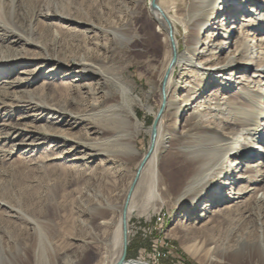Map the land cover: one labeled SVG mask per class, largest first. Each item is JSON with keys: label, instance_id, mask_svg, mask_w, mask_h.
<instances>
[{"label": "rangeland", "instance_id": "rangeland-1", "mask_svg": "<svg viewBox=\"0 0 264 264\" xmlns=\"http://www.w3.org/2000/svg\"><path fill=\"white\" fill-rule=\"evenodd\" d=\"M150 2L145 0V7ZM189 5V0H169L164 7L179 22ZM127 9L137 7L131 0H0V264H110L120 254V247L113 243L119 213L108 207L124 204L126 177L129 171L135 174L141 156L126 165L105 157L84 160L86 153L75 150L66 138H95L89 136V122L71 124L76 121L72 115L86 111L85 99L74 91L84 83L79 80L81 74L68 72L79 55L112 61L123 80L132 84V106L146 129L163 106L156 93L150 103L153 114L143 109L149 80H160L165 40L155 36L156 25L151 27L153 34L148 33L145 11L130 19ZM125 15L139 38L130 50L115 45L108 32L122 28L127 23ZM177 28L183 44L185 31L179 24ZM34 98L47 107L41 109L32 102ZM22 126L31 131V127H49L66 138L45 141L39 132L23 133ZM138 138L142 155L149 149L150 137L143 131ZM188 167L167 161L163 175L171 191L159 185L152 197L146 193L135 199L128 220L127 260L264 264L255 247L260 239L264 241V182L245 195L240 209L197 215V210L176 202ZM248 187L247 181L232 186L235 190ZM239 241H246V257L235 255L233 248ZM189 246L199 250L195 256L194 251L188 252Z\"/></svg>", "mask_w": 264, "mask_h": 264}, {"label": "bare ground", "instance_id": "bare-ground-1", "mask_svg": "<svg viewBox=\"0 0 264 264\" xmlns=\"http://www.w3.org/2000/svg\"><path fill=\"white\" fill-rule=\"evenodd\" d=\"M131 2L137 10L127 9L129 16L125 18H139L145 11L148 33L152 35L151 27L156 25L155 36L164 38L167 48L159 62L160 80H149L143 104L145 113L153 114L150 103L156 93L160 94L163 106L155 113L153 125L145 128L146 122L132 106V84L123 80L112 61L79 55L68 72L76 70L81 74L79 80L84 83L80 89L73 90L85 99L86 111L83 115H72L76 121L71 124L89 122L92 131L89 136L95 138L68 139L52 133L49 127H31V131L24 126L26 129L22 130L23 133L39 132L45 141L52 137L66 138L75 144V150L86 153L81 157L84 160L105 157L110 162L126 165L141 156L135 174L131 176L129 171L126 177L129 187L124 204L108 207L120 217L113 241L120 247V254L110 264H117L122 257L124 213L128 233L135 199L146 193L152 197L159 185L166 186V192L171 191L163 175L167 161L189 166L176 202L197 210V215L208 210L210 214L213 210L212 214L236 210L245 195L256 192V185L264 182V0H189L188 13L179 22L164 7L169 0H155V8L152 0L148 7L145 0ZM125 20L127 23L122 28L108 32L115 45L130 50L139 38L128 25V18ZM177 24L185 31L183 44L178 39ZM21 40L34 45L30 39L22 37ZM184 78L189 80L181 83ZM32 102H37L41 109L47 107L36 98ZM61 110L65 115L69 113ZM143 131L149 135L150 144L148 151L141 155L138 148L141 141L137 139ZM244 181L249 183L247 189L232 188ZM258 203L255 206H260ZM255 247L264 257V241L260 239ZM246 248V241H239L233 249L242 258L246 257ZM187 250L194 251L193 256L199 251L192 246ZM127 264L147 263L132 260Z\"/></svg>", "mask_w": 264, "mask_h": 264}, {"label": "water", "instance_id": "water-1", "mask_svg": "<svg viewBox=\"0 0 264 264\" xmlns=\"http://www.w3.org/2000/svg\"><path fill=\"white\" fill-rule=\"evenodd\" d=\"M155 0H152V7L155 8ZM130 195L127 199V202L129 201ZM127 205V204H126ZM124 249H123V254L120 259V261L117 264H127L128 262H131L132 260H127V252H128V233H127V223H126V213H124Z\"/></svg>", "mask_w": 264, "mask_h": 264}]
</instances>
